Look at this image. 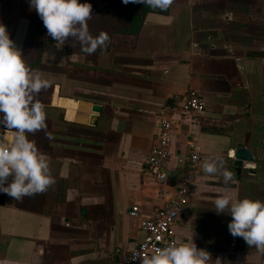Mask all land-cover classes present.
I'll use <instances>...</instances> for the list:
<instances>
[{
	"label": "crops",
	"instance_id": "crops-1",
	"mask_svg": "<svg viewBox=\"0 0 264 264\" xmlns=\"http://www.w3.org/2000/svg\"><path fill=\"white\" fill-rule=\"evenodd\" d=\"M29 12L5 26L14 42L22 26L25 63L54 82L35 97L52 138H29L49 158L55 184L22 200L0 193V264L122 263L142 239L141 221L175 194L191 144L200 160L174 239L193 238L219 264H264V253L230 234L232 217L213 209L225 191L264 202V0H173L146 12L134 33L96 25L111 42L92 55L72 40L37 37ZM191 93L204 107L174 115L168 181L153 182L142 168L159 115ZM238 145L255 153L251 168L233 165ZM216 157L233 173L228 185L201 169Z\"/></svg>",
	"mask_w": 264,
	"mask_h": 264
},
{
	"label": "clouds",
	"instance_id": "clouds-1",
	"mask_svg": "<svg viewBox=\"0 0 264 264\" xmlns=\"http://www.w3.org/2000/svg\"><path fill=\"white\" fill-rule=\"evenodd\" d=\"M144 4L145 7L166 11L173 0H123ZM30 8L43 21L47 35L56 46L64 45L70 38L78 42L81 51L92 55L98 49L104 50L111 42L107 32L93 36L89 30L92 5L80 0H30ZM53 81L43 77L38 70L31 69L23 59L21 50L10 38L7 27L0 23V193L14 200H22L44 194L55 184L51 174L49 158L39 151L31 134L47 132L45 106L36 99L41 91L53 86ZM11 132L9 137L7 134ZM205 175H219L225 185L233 181V173L219 157L210 158L201 164ZM9 177H12L9 182ZM213 209L219 215L227 213L232 217L228 230L233 237L242 238L249 247L264 253V202L250 198L239 199L225 191L213 201ZM140 264H219L213 261L205 249L196 244L169 243L158 248L150 256L143 254L134 258Z\"/></svg>",
	"mask_w": 264,
	"mask_h": 264
},
{
	"label": "built area",
	"instance_id": "built-area-1",
	"mask_svg": "<svg viewBox=\"0 0 264 264\" xmlns=\"http://www.w3.org/2000/svg\"><path fill=\"white\" fill-rule=\"evenodd\" d=\"M203 107L202 98L191 93L182 99L181 104L176 101L161 111L155 145L147 154L142 168L145 177L156 183H167L166 164L170 157L174 115L187 110L200 111ZM199 160L200 153L196 145L191 144L185 159L184 174L178 181L173 182L176 187L175 194L159 207L154 217L141 221L142 239L135 243L120 264H140L135 257L141 254L150 256L158 248L166 247L172 242L177 243L172 228L188 204L189 188L194 181ZM136 213L137 208L133 207L130 214L134 216Z\"/></svg>",
	"mask_w": 264,
	"mask_h": 264
},
{
	"label": "trees",
	"instance_id": "trees-1",
	"mask_svg": "<svg viewBox=\"0 0 264 264\" xmlns=\"http://www.w3.org/2000/svg\"><path fill=\"white\" fill-rule=\"evenodd\" d=\"M92 1V4H95V8L92 9V11H95L99 15L103 13L104 10L106 9H114L116 7H112V5L115 6V1L114 0H89ZM81 3H87L88 0H80ZM118 4H121L120 10L122 11V16L123 19L118 20L117 22V27L113 29V31L118 30L124 33H134L138 30L141 20L146 12L149 11H160V9H152L149 7H145L144 4H133L129 3L125 5L123 3V0H119ZM101 5L103 6V9H101ZM162 11V10H161ZM105 15V14H104ZM30 22L32 28H35V34L37 37L41 35H46L43 34L44 32H47L46 28L43 25V21L41 18L38 16V14L35 11L30 12L29 14ZM107 21V20H106ZM111 22V21H109ZM89 30L93 36H97L101 31L103 30H95V26L92 25V22L89 21ZM107 25V24H106ZM102 28L107 27L108 28H113V25L105 26L101 25ZM109 31V30H108ZM50 37V36H48ZM72 40L71 38L68 40ZM74 41V40H72Z\"/></svg>",
	"mask_w": 264,
	"mask_h": 264
},
{
	"label": "rangeland",
	"instance_id": "rangeland-1",
	"mask_svg": "<svg viewBox=\"0 0 264 264\" xmlns=\"http://www.w3.org/2000/svg\"><path fill=\"white\" fill-rule=\"evenodd\" d=\"M114 1H115V6L112 5V7H116V8L106 9L103 11L101 15H99L95 11H92L93 15L89 21L92 22L93 26L103 25L104 27V25L107 24V26L113 25V29L117 27L118 20L123 19V16H122V11L120 10L121 4H118L119 0H114ZM87 3H90L92 5V9L97 7L95 6V4H92V1L88 0ZM101 9H103L102 5H101ZM27 11L28 12L34 11V10H31L30 8V0H0V23H3L5 25L7 20H10V18H13V17L16 18L18 17L20 13L21 14L27 13ZM21 29H22V26L19 28L17 38L15 39L16 45H18V40L21 37ZM43 34H47V32H44Z\"/></svg>",
	"mask_w": 264,
	"mask_h": 264
},
{
	"label": "water",
	"instance_id": "water-1",
	"mask_svg": "<svg viewBox=\"0 0 264 264\" xmlns=\"http://www.w3.org/2000/svg\"><path fill=\"white\" fill-rule=\"evenodd\" d=\"M94 109L98 110L99 106L94 105ZM92 123V119L90 121ZM255 153L249 148L242 145H238L233 153V165L236 167L237 171H240L244 168H251V163L255 161Z\"/></svg>",
	"mask_w": 264,
	"mask_h": 264
}]
</instances>
